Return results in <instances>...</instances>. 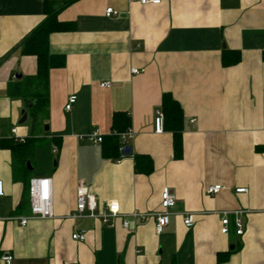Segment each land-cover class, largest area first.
<instances>
[{"label":"crops","instance_id":"0c3cea01","mask_svg":"<svg viewBox=\"0 0 264 264\" xmlns=\"http://www.w3.org/2000/svg\"><path fill=\"white\" fill-rule=\"evenodd\" d=\"M51 1L56 19L70 27L51 32L48 49L65 63L49 71L48 116L35 128L41 144L26 176L50 178L53 216L21 225L28 185L13 178L4 142L12 129L23 138L31 133L33 102L13 90L36 72L35 56L22 53L21 43L45 11L42 0H0V257L9 253L15 264H264V0ZM108 7L118 14L106 16ZM224 51L238 61L222 64ZM164 93L182 111L178 157L173 133L154 131ZM70 95L76 99L65 109ZM115 113L128 119L133 136L128 153L111 156L80 135L109 134ZM134 155L150 159L141 163L148 173L136 171ZM80 181L96 212L115 200L120 215L108 223L71 218ZM214 184L224 188L208 194ZM164 187L176 200L156 233ZM134 210L146 216L130 217ZM188 213L190 226L183 223ZM77 231L84 240L71 238Z\"/></svg>","mask_w":264,"mask_h":264},{"label":"trees","instance_id":"16d2710c","mask_svg":"<svg viewBox=\"0 0 264 264\" xmlns=\"http://www.w3.org/2000/svg\"><path fill=\"white\" fill-rule=\"evenodd\" d=\"M45 17L42 22L26 36L22 43V53L35 56L36 72L26 77L23 82L13 90L14 94L22 95L33 102L29 108L32 119L31 133L24 141H15L13 138L6 139L4 145L12 152V176L14 179L22 178L28 184L26 176L27 165L31 163L34 149L41 144L36 138V127L42 126V122L48 116V75L53 67H61L65 60L62 55L51 54L48 49V40L51 32L66 30L70 26L56 19L57 6L51 0H42ZM76 0H64L61 6L68 5ZM227 51L222 55V64L228 65L237 62L239 56L232 54L226 57ZM163 113V127L173 133V150L176 157L181 154L182 111L178 102L169 94L164 93L161 99ZM120 113H115L112 119L111 132L102 136L100 143L103 154L118 156L120 147L119 133L128 128V119ZM124 155V154H123ZM147 158V159H146ZM143 159L147 165L150 159L143 155H134L136 171L148 173L150 168H141ZM145 166V165H144ZM142 169V170H140Z\"/></svg>","mask_w":264,"mask_h":264},{"label":"built area","instance_id":"2783aa9c","mask_svg":"<svg viewBox=\"0 0 264 264\" xmlns=\"http://www.w3.org/2000/svg\"><path fill=\"white\" fill-rule=\"evenodd\" d=\"M141 4H158L162 0H138ZM118 14V11L114 10L111 7L105 9L106 16H113ZM139 70L137 68H131V73H137ZM101 87H109V82L100 83ZM76 96L70 95L67 98L65 104V109H69L71 104L75 101ZM164 130L163 127V113L160 109L155 110L154 112V131L156 133H161ZM13 135L10 138H13L15 141H24L23 137L17 136L15 129L11 130ZM120 137V147L119 150L122 155L125 153L126 141L133 136V131L128 127L125 131L118 134ZM102 136L98 130H93L88 134L80 135L81 139L86 140L88 143L94 145L100 144L102 141ZM28 199H29V214L23 217H20V224L24 225L31 218H50L53 216V204H52V191H51V180L49 177H30L28 179ZM224 188L220 184H214L207 187L208 194H214ZM237 192L246 191L245 188L236 189ZM4 194V188L2 181L0 180V196ZM175 196L170 192L167 187H164L160 193V205L162 210L156 213V224L155 232L160 233L163 226L166 225L169 221L170 212L168 209L172 207L175 203ZM97 203L94 195L88 190L87 186L83 182H79L76 187V206L74 211L70 213V217L81 218V217H92L98 218L102 223H108L112 218L120 215L119 204L115 200L108 201L101 210L96 212ZM240 211H235V216L233 218V224L235 226V233L237 235L242 234L243 232V221L240 216ZM228 211H222V216L220 218L222 233L228 232ZM130 217H140L144 218L145 213L139 211H132L129 214ZM193 215L188 213L183 217V223L186 226L192 225ZM131 221L128 218H124L122 221V227L129 228ZM72 239L82 241L85 239L84 231H77L72 233ZM0 261L3 264H15L13 256L9 253L1 255Z\"/></svg>","mask_w":264,"mask_h":264},{"label":"water","instance_id":"95a60500","mask_svg":"<svg viewBox=\"0 0 264 264\" xmlns=\"http://www.w3.org/2000/svg\"><path fill=\"white\" fill-rule=\"evenodd\" d=\"M26 118V113H24L23 117H22V120L21 121H24ZM44 129H48L47 125L44 126ZM129 152V147L126 146L125 148V153H128Z\"/></svg>","mask_w":264,"mask_h":264}]
</instances>
